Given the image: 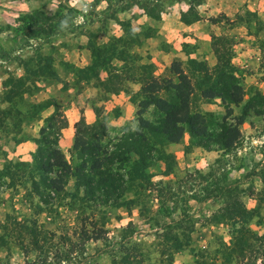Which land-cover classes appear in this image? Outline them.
I'll list each match as a JSON object with an SVG mask.
<instances>
[{"label": "rangeland", "instance_id": "obj_1", "mask_svg": "<svg viewBox=\"0 0 264 264\" xmlns=\"http://www.w3.org/2000/svg\"><path fill=\"white\" fill-rule=\"evenodd\" d=\"M30 1L0 0V264H264V103L252 101L257 93L264 96V0ZM135 3L162 6L169 17L164 28L153 27L155 55L149 57L154 62H142L135 52L138 42L128 19L135 13L123 12ZM109 45L122 53V62L103 69H133L135 79L146 75L163 87L179 83L182 74L192 86L203 82L202 90L208 89L215 83V67L220 63L228 68L230 62L242 101H205L198 93L194 98L201 111L213 113L212 122L237 124L238 144L231 150L198 147L185 127L179 143L155 138L159 145L144 180L136 179L130 167L135 156L131 163L113 162L126 182L118 201H87L71 177L60 195L39 187L53 198L45 206L32 188V179L40 182L41 176L32 163L37 144L28 156L17 157L12 155L13 141L31 132L38 142L44 125L40 121L49 107L53 113L59 107L62 121L71 104L82 106L88 89L81 79L89 73L77 63L78 54ZM151 48L144 46L141 54ZM193 61L206 68L199 71ZM141 88L130 92L135 105L131 119L115 124L121 107L102 110L95 135L101 134L98 140L109 155L134 135L139 115L151 122L159 115L153 106L141 111L142 100L151 97L140 93ZM101 97L110 99L105 92ZM50 104L54 108H43ZM24 124L40 129L28 131ZM77 124L68 137L70 147L60 149L73 168L81 164L73 151ZM223 186L237 188L241 204L253 214L245 227L249 233L240 236L248 241L243 255L229 258L235 227L214 218L228 202L219 196Z\"/></svg>", "mask_w": 264, "mask_h": 264}, {"label": "trees", "instance_id": "obj_2", "mask_svg": "<svg viewBox=\"0 0 264 264\" xmlns=\"http://www.w3.org/2000/svg\"><path fill=\"white\" fill-rule=\"evenodd\" d=\"M199 4L200 2H197V5ZM135 5L139 4L135 3ZM192 5H196V3ZM192 5L190 4L189 11L192 9ZM139 8L153 19H158L162 12V7L159 5H139ZM39 12V15H45L42 11ZM100 50L97 47H92V65L86 72L84 71L85 73L96 75V69L106 67L111 63L112 58H122V53H119L117 49H110V46L102 47ZM192 63L201 67L199 71H202L203 67L206 68L202 62L193 61ZM224 66L219 63L215 67V83L208 89L203 88V90L201 88L203 82L196 84L197 87L192 86L188 77L182 74L179 75V83L170 81V84L164 87L155 79L153 80L152 77L140 75L141 78H139L140 76L136 78L142 84L140 93L142 91L148 92L151 97H149V100H142L139 107L142 109L141 111H145L149 106H153L155 111H159L157 119L151 122L139 115L134 135L125 137L124 144L116 145L115 151L111 155L107 153L103 143L98 140V136L101 134L95 135L96 131L100 129V118L93 125H88L81 119L77 124L79 132H76L77 137L74 138L73 142V151L81 160V164L76 168L71 167L65 160L59 147V137L62 130L67 127V122L65 119L62 121L58 119L60 116L57 114L59 109L57 105H45L44 109L48 106H54L55 111L44 120V125L39 133L40 139L38 142L36 141L37 150L32 156L33 167L41 175L40 182L32 179V188L39 196L41 203L47 206L53 201V198L40 193L39 187L55 195H60L64 191V185L71 177L77 180L76 186L78 189H83L85 196L88 198L87 201L99 202L103 199L102 202L104 203L112 202L111 199L118 201L117 199L125 194L126 182L123 175L118 171L120 168H113V162H121L123 159V161L130 160L131 163V156H135V162L131 163L130 167L131 169L135 168L136 179L144 180L145 171L149 167V162L153 159L154 152L159 145L155 138L160 137L168 143H179L183 137L185 127L188 129L195 146L209 150H211L212 145L224 150H231L236 147L240 137L237 124H227L223 120L221 123L212 122L211 118L216 119L213 113L201 111L199 106L195 104L197 100L194 98V95L196 96V93H198L205 101L217 97L235 105L242 101L243 91L235 78L230 62L228 68ZM128 73L126 72L127 77H132ZM119 83V80H117L108 86H102L107 91H116L123 84ZM160 92L165 97L156 98L155 93ZM254 100L259 103L258 105H261L264 103V96L257 93L252 98L253 102ZM211 125L215 128L210 129ZM79 134H81L80 137ZM92 135L96 136L93 140L91 139ZM121 148L122 150H120ZM219 193V196L226 197L230 203H225L214 218L224 219L235 227L233 228V231H235L233 245L226 252L227 258L234 257V255H243L244 244H247L248 241H243L244 238L240 236L245 232V234L249 233L245 227L252 219L253 214L241 204L237 188L223 186L219 189ZM179 249V247L173 248L175 251Z\"/></svg>", "mask_w": 264, "mask_h": 264}, {"label": "crops", "instance_id": "obj_3", "mask_svg": "<svg viewBox=\"0 0 264 264\" xmlns=\"http://www.w3.org/2000/svg\"><path fill=\"white\" fill-rule=\"evenodd\" d=\"M35 1L36 0H32L28 3H30L31 5H35L34 4ZM24 3H27V2H23V5H24ZM128 11H132L133 13H135L134 18H132V17L128 18L130 20L132 28L135 30V37H136V40L138 42L137 46L135 47V52L139 51V55L141 56L140 59H142V62L146 58L148 59V61L154 62V60H153L154 56L153 55H155V53H152V52H154V49H155L154 46L156 44V40L154 39V37H152L155 34L154 33L155 29H153V27H157V24H158V27L164 28L166 26L165 25L166 19L169 17H167L163 11L160 13V17L158 19L150 18L137 5L130 7L127 10H123L124 13H126ZM0 16H1V12H0ZM1 19L2 18L0 17V20ZM120 21L121 20L119 18L118 21L116 20L113 22L115 24H120ZM110 22H112V21H110ZM160 33H162V32H160ZM93 45L96 46V45H99V43L95 42ZM146 45L151 46L153 48H151V50H149L147 53H145L146 52V50H145V52H144L145 54H141L143 52L142 50H144L143 47ZM88 52H89V54H88ZM82 54H83L82 56H80V54H78L79 59L77 60V63L86 72V70H88V68L91 67V65H92V61H93L92 58L93 57H92V53L86 49H84L82 51ZM150 55L153 57H149ZM69 60L75 62V60H73V58H69ZM79 60H81L82 62H79ZM113 61L116 63L122 62V60H119L116 58H112L111 63H114ZM139 62H140V60H139ZM111 63L108 64V67L110 66ZM123 63H125V62L123 61ZM96 71H97L96 75L89 73L88 76L83 77V79H81L82 85L84 86L83 89H85V88L88 89L87 91H84L85 102H83L84 100L82 101V106H81V103L80 104L78 103L77 105L73 103L70 105L71 107H69L67 109V111H64L66 119H67L66 120L67 121V127L62 130L61 140L59 142V145L61 147L60 149H62L63 152H64L65 148L68 149L70 147L71 142H68V137L70 135L73 136L74 126L81 119L84 120L86 124L93 125L96 123V121L99 118H101V115H104L102 110H104V109L111 110L112 108L116 109L115 108L116 106L121 107V111H119V114L117 117L116 116L113 117V119H114L113 121L115 124L123 123V122L131 119L133 116V113L135 110V105L130 100V96H131L130 92L134 93V91H137L140 89V83L138 82L137 79H135V76L133 75V69L131 71H129V73H128L129 76L132 75V77H130V78H128L127 74H126V72L128 70L124 69V68L119 69V66L114 71H108V70L103 69V68H97ZM111 77L119 80V82H120L119 84L123 83L124 85H120L121 88L116 90V91H107V90H105L104 87L102 89L101 88L102 85L108 86L110 84L109 80ZM104 92L107 93V96H109L110 99L105 101L103 99V97H101L102 101H100V96L103 95ZM104 104L106 105V107L104 106V108H103L102 105H104ZM52 108H54V107H52ZM49 109H50V107L47 110L48 112L45 111V113H47V116H45L42 119L43 121L41 120L40 123L43 122V124H44V120L53 114V110L51 112V110H49ZM43 113L44 112H42V115H43ZM35 125L36 124H32V125H30V127H28L26 124H24L25 129H27L28 131H33L32 129H34L35 132H38L37 130H39L40 128L35 126ZM29 133L31 135H29ZM25 134L23 132V133L17 135V138H15L16 142L13 141L14 149H13L12 155H17V157L18 156H24V155L28 156L29 153L34 152L36 142L34 141L32 133L28 132V134H26L27 136H25ZM24 157H22V158H24Z\"/></svg>", "mask_w": 264, "mask_h": 264}]
</instances>
